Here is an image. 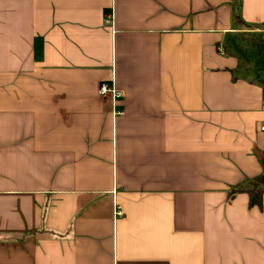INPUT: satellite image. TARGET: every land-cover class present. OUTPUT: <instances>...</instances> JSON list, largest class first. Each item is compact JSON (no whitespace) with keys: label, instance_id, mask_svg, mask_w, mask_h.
Segmentation results:
<instances>
[{"label":"crops","instance_id":"crops-1","mask_svg":"<svg viewBox=\"0 0 264 264\" xmlns=\"http://www.w3.org/2000/svg\"><path fill=\"white\" fill-rule=\"evenodd\" d=\"M256 29L264 0H0V264H264Z\"/></svg>","mask_w":264,"mask_h":264},{"label":"built area","instance_id":"built-area-1","mask_svg":"<svg viewBox=\"0 0 264 264\" xmlns=\"http://www.w3.org/2000/svg\"><path fill=\"white\" fill-rule=\"evenodd\" d=\"M256 31L259 32L260 39L264 41V29L263 30L256 29ZM97 93L101 97H109L113 105H115V102L117 101V99L121 98V91L115 88L108 81H101L99 83L98 88H97ZM113 114L120 115L122 114V110L119 108L113 109ZM260 129L264 130V126H261ZM121 213L122 211H121L120 206L118 204H115L114 214L118 216V215H121Z\"/></svg>","mask_w":264,"mask_h":264},{"label":"trees","instance_id":"trees-1","mask_svg":"<svg viewBox=\"0 0 264 264\" xmlns=\"http://www.w3.org/2000/svg\"><path fill=\"white\" fill-rule=\"evenodd\" d=\"M262 174L253 179L251 187L247 190L248 204L258 205L260 204L261 195L264 193V160L262 161Z\"/></svg>","mask_w":264,"mask_h":264}]
</instances>
